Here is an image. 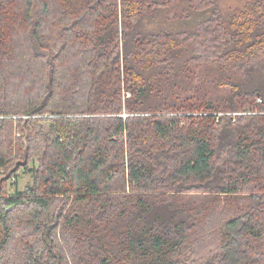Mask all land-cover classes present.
<instances>
[{
  "label": "trees",
  "instance_id": "16d2710c",
  "mask_svg": "<svg viewBox=\"0 0 264 264\" xmlns=\"http://www.w3.org/2000/svg\"><path fill=\"white\" fill-rule=\"evenodd\" d=\"M0 264H264V0H0Z\"/></svg>",
  "mask_w": 264,
  "mask_h": 264
},
{
  "label": "rangeland",
  "instance_id": "374dc122",
  "mask_svg": "<svg viewBox=\"0 0 264 264\" xmlns=\"http://www.w3.org/2000/svg\"><path fill=\"white\" fill-rule=\"evenodd\" d=\"M248 0H220V6L224 10V12L232 11L236 8H243ZM176 11V10H175ZM170 16H174V13H171ZM161 20L156 21L155 23L149 24L151 29H155L161 25ZM166 24V23H164ZM214 67L209 69L206 67H196L193 70L192 75L187 78V90L184 91L182 96L193 94L197 92L201 88H211L212 94L215 96L218 95L220 90L213 88L214 79L218 75L217 73L213 72ZM218 72V71H217ZM204 95V94H202ZM175 98V97H173ZM33 177L31 173H24L20 176L18 182L14 183L12 180L9 185V192L10 194H14L16 190H23L29 184H32Z\"/></svg>",
  "mask_w": 264,
  "mask_h": 264
},
{
  "label": "built area",
  "instance_id": "2783aa9c",
  "mask_svg": "<svg viewBox=\"0 0 264 264\" xmlns=\"http://www.w3.org/2000/svg\"><path fill=\"white\" fill-rule=\"evenodd\" d=\"M259 101H261V100L259 99Z\"/></svg>",
  "mask_w": 264,
  "mask_h": 264
}]
</instances>
